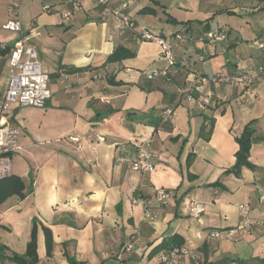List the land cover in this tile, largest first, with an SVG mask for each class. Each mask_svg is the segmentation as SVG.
Here are the masks:
<instances>
[{
    "label": "crops",
    "instance_id": "0c3cea01",
    "mask_svg": "<svg viewBox=\"0 0 264 264\" xmlns=\"http://www.w3.org/2000/svg\"><path fill=\"white\" fill-rule=\"evenodd\" d=\"M8 1L0 0V40L11 45L13 35L1 29ZM73 3L79 8L73 9ZM190 3L108 0L104 6L98 0H19L22 28L39 33L32 43L49 76L50 97L43 108L11 104L9 109L6 121L20 129L12 175L22 179L25 195L9 196L0 204L4 264H16L8 257L24 253L33 224L39 256L45 249L44 229L50 231L51 264H70L68 257L78 264H162L157 246L174 235L193 257L169 264H212L213 254L218 264L254 260L250 239L264 228H247L223 240L209 238V232L235 228L245 218H264V199L259 198L264 194V74L250 89L197 83L193 75L264 63V48L249 44L264 40V27L228 20L211 29L206 19V3L230 4L221 10L238 11L259 8L264 0H199L195 11ZM145 7L154 13H141ZM215 9L219 17L222 11ZM115 11L127 15L132 26H122ZM147 14L155 15V28L146 24ZM223 24L226 41L198 42L199 33ZM141 26L170 42L175 70L169 81L146 78L166 63L156 42L137 39ZM174 33L181 40L170 37ZM224 45L228 48L221 52ZM117 46L133 55L106 62ZM200 47L206 49L201 62L195 57ZM8 56L7 49H0V96L9 77ZM62 71L68 79L60 77ZM188 86L197 100H186ZM166 108L172 116L163 127L154 129L137 119L145 112L162 116ZM251 121L256 131L249 160L256 168L241 167L238 175L226 172L235 162L236 139ZM144 140L159 153L152 171L135 172L117 160ZM159 188L173 195L156 210L155 220H146L142 202L153 204ZM192 203H200L203 211L191 213ZM128 243L133 248L123 250Z\"/></svg>",
    "mask_w": 264,
    "mask_h": 264
},
{
    "label": "built area",
    "instance_id": "2783aa9c",
    "mask_svg": "<svg viewBox=\"0 0 264 264\" xmlns=\"http://www.w3.org/2000/svg\"><path fill=\"white\" fill-rule=\"evenodd\" d=\"M105 0H98V4H104ZM73 9H78L76 3L72 4ZM45 8H48L47 6ZM19 0H9L6 13L7 18L1 24V29L13 35L14 41L11 45H6V42L0 40V49H7L9 77L6 87L0 96V181L12 176V155L19 148L18 136L20 133L19 126L16 123L7 122L9 109L11 104L17 107H36L43 108L46 100L50 97V90L48 87L49 76L44 70L39 58L38 51L32 39L38 35L37 31L31 32L24 30L18 19ZM254 7H241L239 13L247 14ZM122 22V26L131 27L132 22L129 17L121 12H114ZM65 19H68L70 12L63 14ZM228 38L227 29H220L214 31H206L202 33V38L199 41H207L211 44L226 41ZM175 39L181 40V35L176 34ZM138 40L154 41L161 46L160 57L166 63L163 68H157L146 74L147 79L155 77H163L165 80H170V74L174 72L175 60L173 52L167 40L160 35L154 34L151 31L143 28L139 31ZM254 44L257 48H264V40L256 39ZM227 46L221 47V52H225ZM197 61L204 60L206 49L200 47ZM239 61V57H235ZM264 74V63L257 67H244L236 64V67L231 73L217 72L210 76H202L194 74L195 82H208L213 86L218 84L227 87L240 86L244 89H250L257 80ZM60 77L63 80L68 79L66 72H60ZM185 98L188 101L197 100L194 94V88L188 86L185 90ZM202 102L206 103V100ZM201 104V102H199ZM172 116L170 108L164 109L162 112L163 121H168ZM159 153L151 147L150 140H144L136 143L133 150L119 154L118 161H124L128 167L135 172H150L154 169V163L158 159ZM173 192L166 189H156L153 195V204H143L144 218L153 221L156 218V210L171 198ZM260 200L264 199V194L261 195ZM138 200L133 199V202ZM239 208L247 213V210L239 205ZM189 210L194 215H198L203 211V206L200 203H192ZM256 227L264 228V218H258L254 221L248 218L242 219L240 224L235 228L213 230L209 232V238L216 240L233 239L237 236L239 231L247 228ZM133 248V243H128L123 247V250L130 251ZM158 261L162 264L172 263L174 260H179L183 257H193V253L183 246H172L169 249H161L156 253ZM0 264L3 262L0 260Z\"/></svg>",
    "mask_w": 264,
    "mask_h": 264
},
{
    "label": "trees",
    "instance_id": "16d2710c",
    "mask_svg": "<svg viewBox=\"0 0 264 264\" xmlns=\"http://www.w3.org/2000/svg\"><path fill=\"white\" fill-rule=\"evenodd\" d=\"M106 2L104 3V6L108 4V0H105ZM121 12V11H117ZM141 13H154V9L150 7H145L140 10ZM122 13V12H121ZM130 19V18H129ZM132 22V20L130 19ZM223 28H218L216 30H220ZM215 30V31H216ZM140 31V30H139ZM228 31V30H227ZM202 33H199L197 35V39L200 40L202 38ZM139 34V32H138ZM138 34H137V39H138ZM157 35H160L159 33H155ZM178 33H174L170 35V37L176 36ZM168 44L170 45L171 49L172 46L170 42L167 40ZM228 48V47H227ZM133 53L128 51L126 48L122 46H117L106 58V62H118L121 61L122 59H125L127 57L132 56ZM133 113H128L130 116ZM137 119L143 121L145 124L153 126L154 129L158 127H163L164 123L166 121H163L161 115H155L152 112H145L138 114ZM256 131V124L255 121H251L248 123L244 128L242 133L240 134L239 137H237L236 141L238 144V148L235 152V162L232 166V168L227 169V171H232L236 175L240 173L241 167H247L251 170H254L256 166L249 160V151H250V146L252 143L253 135ZM119 154H124V153H119ZM216 183H213V185ZM25 185L22 181L21 178L17 176H11L6 179H3L0 181V204L4 202L9 196L16 195L19 198L24 197L25 192ZM44 235H45V241H46V247L47 250L49 251L52 238L50 231L48 229H44ZM182 240L177 237V236H172L169 239L163 240L159 246H157L159 249H169L172 246H182ZM6 247L5 245L0 243V260L2 261L5 257H3V253L5 251ZM9 260L16 264H34L37 260V254H36V227L33 224L31 233H30V238L26 244V249L23 254H17V253H12L9 257ZM68 260L71 262V259L68 257ZM253 261H240L238 264H247L248 262ZM260 262L259 264H264V258L258 259ZM72 262H74L72 260Z\"/></svg>",
    "mask_w": 264,
    "mask_h": 264
},
{
    "label": "rangeland",
    "instance_id": "374dc122",
    "mask_svg": "<svg viewBox=\"0 0 264 264\" xmlns=\"http://www.w3.org/2000/svg\"><path fill=\"white\" fill-rule=\"evenodd\" d=\"M198 1L199 0H191L189 8H193L195 11L197 4H198ZM226 6L231 7L232 5L230 6V4H228ZM226 6H223L220 4L209 5L208 3H206V19L208 21L207 26H209V28L215 29L219 26V24H221L224 21L228 22V20L230 22L240 21L241 23H245L243 21V20H245L247 23L250 22L255 27H264V3L261 6H259V8H254L251 11H249L247 15H241L239 13V11L232 10V9L231 10L224 9L222 11L221 8H225ZM156 7H158V6L156 5ZM214 8H216L215 10L222 11V14L219 17H216V13L212 12V10ZM157 11H158V8H157ZM147 18H146V24L150 27L155 28L154 25H152L155 22H157L155 15L149 14ZM201 19H202V17H201ZM149 20H151V21H149ZM141 27L143 28V26H141ZM224 27H226L225 24H223L222 28H224ZM168 29H171V25H169V24L166 25L164 32L168 33ZM152 33H154V32H152ZM198 42L201 44V41H198ZM249 44L251 47H254V42H251ZM159 47H160V51H161V46L159 45ZM239 50H240V46L238 47L237 51H239ZM198 55H199V53L197 52L195 55L196 59H197ZM254 228H256V227H254ZM257 229H259V228H257ZM250 241L252 242L251 248H252V250H254L252 252H254L255 258L253 261H250L247 264H259L260 262L257 260V258H259V259L264 258V232L262 230L258 231V233H255L251 237ZM44 247H45V249L43 251L42 256L41 255L39 256L36 252L37 260L34 264H51L52 262H54L55 259L54 260L50 259V257L52 256L53 242H51V246H50V249L48 251L47 247H46V241L44 239ZM36 249H37V241H36ZM213 258L214 259L212 260V264H218L219 257H217L215 254H213ZM70 259H71L70 264H78L77 262H72V260H73L72 257ZM3 260H2V262H3ZM68 262H69V260H68ZM3 264H4V262H3Z\"/></svg>",
    "mask_w": 264,
    "mask_h": 264
}]
</instances>
